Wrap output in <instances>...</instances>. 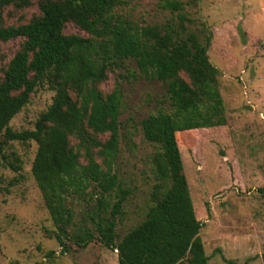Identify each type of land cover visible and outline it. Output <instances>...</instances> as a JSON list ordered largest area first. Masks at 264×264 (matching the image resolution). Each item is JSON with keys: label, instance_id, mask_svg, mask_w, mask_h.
I'll list each match as a JSON object with an SVG mask.
<instances>
[{"label": "trees", "instance_id": "16d2710c", "mask_svg": "<svg viewBox=\"0 0 264 264\" xmlns=\"http://www.w3.org/2000/svg\"><path fill=\"white\" fill-rule=\"evenodd\" d=\"M33 2L38 14L29 22L4 26L2 10L25 9ZM120 2L0 0V43L21 41L0 77V134L8 142L36 144L31 175L62 253L65 240L79 248L97 241L116 252L117 264H207L198 236L202 224L183 175L176 135L226 124L218 71L207 55L211 34L203 26L199 33L189 32L180 0L159 2L160 9L176 17L175 24L163 26L134 23L117 12ZM69 23L85 37L63 34ZM130 62L135 68L128 72L132 78L136 72L138 78L164 86L161 103L167 107L158 101V108L138 122L143 139L157 146L152 157L157 183L144 220L120 236L117 219L129 193L112 165L123 94L120 85L107 94L96 86ZM42 84L53 92L51 105L32 130L11 131L10 121ZM103 135L106 141L96 140ZM91 149H97L102 167ZM89 187L98 195L89 216L95 234L88 228L75 229L73 222L71 204ZM112 192L116 201L108 206L104 200ZM261 259L264 264V255Z\"/></svg>", "mask_w": 264, "mask_h": 264}, {"label": "rangeland", "instance_id": "374dc122", "mask_svg": "<svg viewBox=\"0 0 264 264\" xmlns=\"http://www.w3.org/2000/svg\"><path fill=\"white\" fill-rule=\"evenodd\" d=\"M120 1L117 12L139 25L176 22L175 14L158 7L161 0ZM180 1L189 32L199 33L203 26L211 34L207 55L218 71V90L226 118L225 126L176 135L183 175L196 218L202 224L198 236L207 264H262L264 0ZM37 14L34 2L25 9L1 11L4 26L27 23ZM63 34L85 37L71 23L66 24ZM20 45V39L0 43V77ZM125 67L108 73L106 80L96 86L107 94L120 85L123 94L120 139L112 165L120 186L129 193L117 219L116 232L120 236L144 220L157 183L152 163L157 146L143 139L138 122L158 108V101L167 107L161 103L165 89L160 82L138 78L136 72L132 78L129 73L135 71L133 64L126 63ZM52 97L53 92L45 84L38 86L27 105L10 121V130H32L51 105ZM95 138L104 142L107 135ZM0 149V264H117L116 252L97 241L79 248L65 240L66 252L62 253L31 175L36 144L8 142L0 134ZM91 151L102 167L97 149ZM97 197L89 187L74 199L71 205L75 229L88 228L94 233L89 216ZM115 201L112 192L104 204L110 206Z\"/></svg>", "mask_w": 264, "mask_h": 264}]
</instances>
